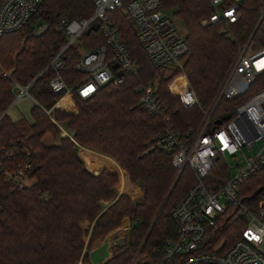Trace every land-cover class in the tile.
<instances>
[{
    "label": "trees",
    "instance_id": "1",
    "mask_svg": "<svg viewBox=\"0 0 264 264\" xmlns=\"http://www.w3.org/2000/svg\"><path fill=\"white\" fill-rule=\"evenodd\" d=\"M92 1L44 0L21 30L0 38V116L15 99L14 84L25 88L35 80L28 90L35 102L31 121H12L7 115L0 120L3 168L13 169L27 159L31 163L30 185L21 190L0 173V264H90L88 253L93 245L121 228L124 220L130 224L125 241L111 247V256L103 264H133L177 177L135 264H178L177 258L164 261L165 241L176 235L171 214L194 177L188 167L178 176L172 156L156 147V137L165 125L161 114L139 107L137 88L157 80L156 97L173 130L181 137L194 133L202 110L211 107L237 47L250 37L264 7V0H244L240 17L226 36L221 23L201 25L214 13L207 0H160L183 30L188 45L181 67L170 70L151 66L136 39L133 21L114 12L113 20L139 71L127 75L123 84L109 83L84 100L74 89L83 76L73 66L80 49L96 48L104 43L103 36L100 30L83 33L76 45L63 50L66 37L59 27L61 20L88 18ZM36 23L47 27L40 35L34 34ZM250 43L253 49L264 48V27L256 28ZM58 55L62 67L55 72L50 64ZM56 76L71 89L75 113L64 112H73L67 96L57 106L64 111L55 108L66 94L50 88ZM184 82L194 91L199 106L180 104L177 94ZM228 104L221 101L214 110L216 123ZM78 147L109 161L98 174H91L76 154ZM263 186L264 172L249 178L242 187L244 199L255 200ZM136 187L141 192L134 198ZM231 228L230 243L239 226Z\"/></svg>",
    "mask_w": 264,
    "mask_h": 264
},
{
    "label": "built area",
    "instance_id": "2",
    "mask_svg": "<svg viewBox=\"0 0 264 264\" xmlns=\"http://www.w3.org/2000/svg\"><path fill=\"white\" fill-rule=\"evenodd\" d=\"M43 1L0 0V38L21 30ZM207 1L214 13L201 25L221 23V32L229 36L230 26L240 17L239 0ZM92 5L88 18L61 20L59 27L66 37L65 49L76 45L93 24L98 25L97 30L104 39L96 48L79 51L73 66V70L83 76L74 88L79 98L89 99L109 83L121 85L127 75H136L139 71L137 60L113 20L114 12H122L133 21L136 39L155 70L181 67L188 45L177 22L163 9L160 0H93ZM259 25L264 27V7L250 37L237 47L213 103L209 109L202 110L201 123L194 133L181 137L173 130L170 118L163 112L164 106L156 97L157 80L137 88L139 107L161 114L165 125L156 137V147L172 156V167L178 176L188 167L194 177L188 192L172 211L177 229L175 237L165 241V262L177 258L178 264H264V189L255 200L244 199L242 193L249 178L264 172V48L253 49L250 43ZM33 28L34 34L40 35L47 27L36 23ZM58 57L50 64L55 72L62 67ZM49 86L55 93L65 91L63 98H71V89L59 76ZM28 90L14 84L15 99L9 108L21 98L30 97ZM177 99L184 107L199 106L187 82L179 89ZM221 101L229 103L222 117L229 115L230 118L223 121L221 117L219 125L212 115ZM258 143L261 146L254 154ZM238 155L242 158V167L237 163L238 172L230 175L228 159ZM8 157L6 155V159ZM30 170L29 159L10 170H5L0 162V173L15 189L30 185ZM234 225L239 228L230 243L227 235Z\"/></svg>",
    "mask_w": 264,
    "mask_h": 264
},
{
    "label": "crops",
    "instance_id": "3",
    "mask_svg": "<svg viewBox=\"0 0 264 264\" xmlns=\"http://www.w3.org/2000/svg\"><path fill=\"white\" fill-rule=\"evenodd\" d=\"M70 99V101L72 102V106H73V112H68V111H64L59 109L57 106L58 104L64 99H62L57 105H56V109L60 110V111H64L67 113H75L76 109L74 107V103L71 100L70 97H68ZM81 148L85 151H87L88 153H90V155L93 157L92 160L90 161V166H94V168H98V173L102 170V168L107 164V162L109 161V159L99 153H96L94 151L82 148V147H78ZM101 159L99 160V165H98V160L97 159ZM97 173V174H98ZM116 192L120 193L121 192V188L117 187L116 188ZM140 189L139 187H136L131 196L134 198H137L140 196ZM130 227L129 221L128 220H124L122 223V227L119 228L116 231L111 232L110 234H108L105 238L97 241L92 249L90 250V252L88 253V257H89V262L90 264H103L110 256H111V247L117 244H123L127 235V231L128 228Z\"/></svg>",
    "mask_w": 264,
    "mask_h": 264
},
{
    "label": "rangeland",
    "instance_id": "4",
    "mask_svg": "<svg viewBox=\"0 0 264 264\" xmlns=\"http://www.w3.org/2000/svg\"><path fill=\"white\" fill-rule=\"evenodd\" d=\"M180 30H182V29L180 28ZM33 106H34V101L30 97L25 96L24 98H21L20 100H18L14 106H11L8 109L7 116L12 121H16V120H20V119H25V120H27V121L30 122L31 121L30 110H31V108ZM260 146H261V143H258L256 145V147L253 149V153L254 154L256 153V151L258 150V148ZM76 154H77L78 158L80 159V161L83 163L84 168L89 173L94 174V175L98 173V170H97L98 168H94V166H92V167L90 166V161L93 158L90 155V153H88L87 151H85V150H83L81 148H77ZM245 154H246V156H248L249 155V152L246 151ZM97 160H98V165H99V160H101V159L98 158ZM241 160H242V158L240 157V155L236 156L235 158H229L228 159V163L230 165V175H235L238 172V168H236L235 165L237 163H240ZM241 167H242V164L240 163L239 168H241Z\"/></svg>",
    "mask_w": 264,
    "mask_h": 264
},
{
    "label": "water",
    "instance_id": "5",
    "mask_svg": "<svg viewBox=\"0 0 264 264\" xmlns=\"http://www.w3.org/2000/svg\"><path fill=\"white\" fill-rule=\"evenodd\" d=\"M242 3H243V0H239V1H238V5H239V6H241ZM97 28H98V25H97V24H93V25L89 28V30L87 31V33H89L90 31H96ZM64 49H65V48H63V50H64ZM116 67H117V66H113L114 69H115ZM38 77H39V76H38ZM38 77H37V78H38ZM37 78H36V79H37ZM34 81H35V80H34ZM34 81H33V82H34ZM33 82H32V83H33ZM32 83H31L29 86L26 87L27 90L30 88V86L32 85ZM229 118H230L229 115H225V116L222 117V120H223V121H228ZM221 123H222V121H219L217 124L220 125ZM177 179H178V177L176 178V180H175L174 184L172 185V187H171L169 193L167 194V196H166V198H165V200H164V202H163V204H162V206H161V208H160V210H159V212H158V214H157V216H156V218H155V220H154V222H153V224H152V227H153L155 221L157 220L158 216H159L160 213L162 212V210H163V208H164V206H165V204H166V202H167V199L169 198V195H170V193L172 192V190H173V188H174V186H175V184H176ZM263 189H264V187L260 188V189L256 192L255 195H258ZM152 227L150 228V231H151ZM150 231L148 232L147 236L145 237V240H144V242H143V244H142V246H141V249H142L144 243L146 242V240H147V238H148V235H149ZM141 249L139 250V252H138V254H137V256H136V259L139 257ZM136 259H135V261H136ZM135 261H134V263H135ZM134 263H133V264H134Z\"/></svg>",
    "mask_w": 264,
    "mask_h": 264
}]
</instances>
